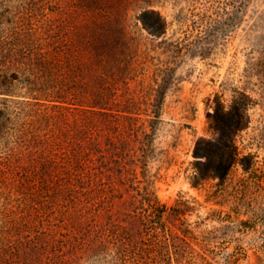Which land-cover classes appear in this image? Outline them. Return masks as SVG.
<instances>
[{
  "label": "trees",
  "instance_id": "obj_1",
  "mask_svg": "<svg viewBox=\"0 0 264 264\" xmlns=\"http://www.w3.org/2000/svg\"><path fill=\"white\" fill-rule=\"evenodd\" d=\"M151 2L0 0V264H208L216 246L185 217L197 202L159 200L145 174L149 135L129 116L140 110L128 92L130 11L151 36L167 31ZM255 66L263 91L264 55ZM166 89L145 102L150 128ZM254 103L244 91L216 99L214 137L193 154L206 163L214 147L218 160L197 168L201 180L251 170L237 138Z\"/></svg>",
  "mask_w": 264,
  "mask_h": 264
},
{
  "label": "rangeland",
  "instance_id": "obj_2",
  "mask_svg": "<svg viewBox=\"0 0 264 264\" xmlns=\"http://www.w3.org/2000/svg\"><path fill=\"white\" fill-rule=\"evenodd\" d=\"M151 7L167 21L164 37L137 27L134 11L129 19L137 73L128 92L140 109L129 116L150 136L140 135L146 178L167 206L195 199V209L185 217L193 227L201 222L195 230H205L216 246L208 264H264V89L255 66L264 55V0H152ZM159 84L167 89L150 128L145 102L152 101V88ZM235 91L255 101L250 123L237 138L242 153L254 154V164L248 172L233 166L223 181H203L197 168L216 165L217 150L213 147L210 160L200 164L195 143L214 137L208 113L217 98L228 104ZM133 139L131 146L137 147ZM142 170L139 164V176Z\"/></svg>",
  "mask_w": 264,
  "mask_h": 264
}]
</instances>
